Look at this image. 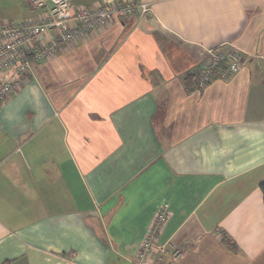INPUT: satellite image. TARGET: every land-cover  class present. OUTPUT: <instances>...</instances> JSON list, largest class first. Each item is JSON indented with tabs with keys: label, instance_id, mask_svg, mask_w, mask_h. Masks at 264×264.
I'll return each instance as SVG.
<instances>
[{
	"label": "crops",
	"instance_id": "crops-1",
	"mask_svg": "<svg viewBox=\"0 0 264 264\" xmlns=\"http://www.w3.org/2000/svg\"><path fill=\"white\" fill-rule=\"evenodd\" d=\"M134 1L1 107L0 264H134L163 203L166 264H264V0ZM216 46L242 69L189 88Z\"/></svg>",
	"mask_w": 264,
	"mask_h": 264
},
{
	"label": "built area",
	"instance_id": "built-area-1",
	"mask_svg": "<svg viewBox=\"0 0 264 264\" xmlns=\"http://www.w3.org/2000/svg\"><path fill=\"white\" fill-rule=\"evenodd\" d=\"M27 1L37 9L35 17L21 21L0 19V110L4 102L21 89L36 63L87 41L95 31L107 27L115 15L138 10L145 15L151 11L147 3L134 0L97 5H77L73 0ZM243 64L239 49L208 48L204 62L193 78L194 85L202 89L215 79L227 81L242 69ZM168 216V203H163L141 243L134 264H166L167 259L174 262L180 259L181 247L158 241Z\"/></svg>",
	"mask_w": 264,
	"mask_h": 264
},
{
	"label": "trees",
	"instance_id": "trees-1",
	"mask_svg": "<svg viewBox=\"0 0 264 264\" xmlns=\"http://www.w3.org/2000/svg\"><path fill=\"white\" fill-rule=\"evenodd\" d=\"M195 74L189 75L185 78V83L186 85L191 88L193 85V78H194ZM260 188L263 192V198H264V179L260 182Z\"/></svg>",
	"mask_w": 264,
	"mask_h": 264
}]
</instances>
